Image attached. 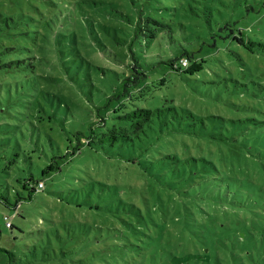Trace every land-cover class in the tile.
Returning a JSON list of instances; mask_svg holds the SVG:
<instances>
[{"label":"rangeland","instance_id":"obj_1","mask_svg":"<svg viewBox=\"0 0 264 264\" xmlns=\"http://www.w3.org/2000/svg\"><path fill=\"white\" fill-rule=\"evenodd\" d=\"M247 2L250 16L223 9L209 27L191 18V0H0V182L12 203H0V264H176L160 243L186 222L208 242L231 237L232 248L240 235L245 264H264V0ZM140 17L159 22L147 47ZM238 19L255 46L220 42L200 72L166 68L180 42L192 49L185 36L197 25L208 35ZM116 56L152 68L123 106L154 101L196 116L158 121L131 147L105 139L65 156L74 127L89 129L119 86ZM56 161L61 169L43 175ZM31 174L46 187L16 208V191L29 194L18 182Z\"/></svg>","mask_w":264,"mask_h":264},{"label":"trees","instance_id":"obj_2","mask_svg":"<svg viewBox=\"0 0 264 264\" xmlns=\"http://www.w3.org/2000/svg\"><path fill=\"white\" fill-rule=\"evenodd\" d=\"M191 1L198 3V6H191L189 14L192 13L191 18L197 24L202 23V26L208 25L211 27L212 22L216 18L212 19L211 14L213 15L214 12H217V15H219L223 9L232 8L236 11H242L244 7H246L245 10L247 15L250 16L251 13L250 7L247 6V0ZM94 5H99L98 7L103 12L107 4L95 3ZM78 6V9H81L84 13V19L88 20V17H90L88 10L80 4ZM117 15L122 16L123 19L126 17L125 14L121 12H117ZM239 22V19L235 21H226L224 25L217 30H212L208 33V35L206 32H200V28L197 25L194 29V37L185 36V42L191 43L192 49H188L185 46V43L180 42V51L178 55L171 57L166 63H164L166 68H171L179 73L183 72L187 74L189 72H184V69H187L188 67L190 68L191 66V70L194 69L195 72H200V65L196 63H199V61L201 63H206L207 58L205 54L210 52L212 49L215 51L219 50L220 42L221 44L226 42H229V44H237L249 50L257 43L252 41L245 30L237 28ZM152 24L159 26V22L152 18L143 19L140 17L135 23L136 34L141 32L145 37L141 42L143 47L148 46V40L150 38H156V30L151 27ZM196 43L199 44L198 47ZM260 45L262 46V44ZM129 48L134 54L135 51L132 44L129 45ZM8 49L13 50V48H7V50ZM204 49H207L205 53H203ZM145 51L146 49L144 48V53ZM1 55L4 54H0V56ZM115 61L123 71V76L118 79L119 86L115 88L111 95L107 96L105 105L95 106L93 113L95 114L96 119L91 121L89 129L88 127L85 130L74 127L72 135L76 138V141L72 144V151H68L65 156L69 154L76 155L82 150V148L90 146L93 143L104 142L105 139L112 141L117 140L119 142L123 141L128 147H131L134 146L137 141H141L143 138L149 137V135L157 129L158 121H160L161 124L168 125L173 119L179 121L181 119H187L189 116L192 118L196 116L193 111L188 110L187 108H180L183 113L179 111L177 106L159 108L157 103L154 101H147L145 102V105L134 104L130 106H123L124 101H132V90H136L147 83L146 79L148 78L149 72L152 68L140 63L138 59H134V63H125L116 56ZM1 68L2 67L0 66V69ZM115 102H117V107L114 108V115H111L112 112L109 111V107H111V105ZM104 108H107L106 115L100 114ZM95 110H97V112H95ZM187 111L188 115L186 114ZM166 112H170V116H168ZM86 113L88 115V110H86ZM111 116H113L114 123L110 126L109 119ZM212 117L214 116L210 115L207 118L210 119ZM200 121L203 122V119L201 118ZM172 124L174 125V123ZM179 124L181 126V122ZM103 127L106 128V131L103 133L105 137L100 139L101 135L99 134V131H96V129ZM88 130L90 131L89 135ZM63 158L64 157L61 159ZM60 169L61 165L56 161L47 166V168L43 171V175L47 173H57ZM18 183L25 191H28L29 194L25 195L22 192L16 191V208L23 200H32L36 193L43 192L46 187L45 183L42 180H36L33 174H31L27 179L19 180ZM2 187H6V189ZM0 189H2L0 190V203L11 206L12 203L8 196L10 192V184L6 182V185H4L3 182H0ZM8 220L9 217H5L6 226L11 227L12 225L8 222ZM197 226L192 225L191 227V225L186 222L182 225L181 235H175V233L171 231L166 235L163 233V241H161L160 244H165L166 247L171 250L170 255L177 260L176 264H183L184 260H194L196 264H200V262L202 264H245L244 259H250L251 254L246 251L247 240L242 239L240 235L235 236V239L238 240V245H233L232 248L233 242L231 241V237L227 235L214 236L216 239L208 242L207 240L210 239L208 234L204 231L201 232L200 226ZM212 247L216 248L215 261L213 263L211 262L212 260H208V258L212 255ZM236 247L237 250H235Z\"/></svg>","mask_w":264,"mask_h":264}]
</instances>
